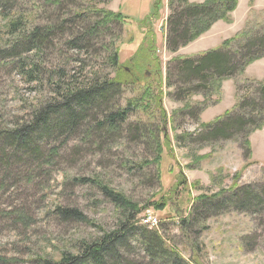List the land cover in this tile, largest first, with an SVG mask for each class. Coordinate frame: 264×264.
I'll return each instance as SVG.
<instances>
[{"label": "rangeland", "instance_id": "obj_1", "mask_svg": "<svg viewBox=\"0 0 264 264\" xmlns=\"http://www.w3.org/2000/svg\"><path fill=\"white\" fill-rule=\"evenodd\" d=\"M153 1L97 3V7L121 11L128 18L123 26L111 23L106 35L95 39L94 45L87 50L66 45L68 31L57 37L40 56L31 51L21 57L0 60V128L20 125L28 119L34 107L53 98L51 82L61 84V78L64 81L68 76H71L70 80H85L96 74L99 78H112L114 72L107 64L108 49L105 50V46L115 34L119 36L116 45L120 67L136 72L130 59L133 60L140 46L150 43L148 40L143 42L137 21L150 11ZM159 1L158 15L148 26L155 52L149 60L144 57L146 66L139 79L122 88L115 100L117 108L131 102V111L119 132L111 135L112 139L108 141L93 138L85 142L81 124L75 134L64 141L57 134L41 140V156L37 161H19L16 165L13 161L10 171H0V264H42L41 259L58 260L62 252L77 254L82 242L100 234L97 227L87 222L63 221L53 212L56 206L78 208L95 226L105 231L117 227L124 211L97 186L76 182L74 177H96L132 202L146 206L136 215V220L146 212L155 215L159 222L171 218L162 222L159 230L168 238L167 242L188 260H197L201 264H264V221H260L264 213L247 214L231 208L209 217L204 223L193 222L187 237L179 231L182 213L173 218L175 208L183 209L182 217H186L192 200L200 195L233 186L257 188L264 185V126L250 132L248 152L242 137L215 142H202L199 138L205 130L203 124L226 112L235 113L238 102L253 92L256 83L264 81V68L258 67L262 63H255L260 59L263 61L264 57L247 65L236 77L223 81L219 91L211 94L193 93L178 99V86L167 84V68L169 63L173 64V58L194 56L220 47L224 40L245 27L250 11L259 20L264 19V0H237L230 23L217 21L194 40L200 43L205 38L210 42L194 45L192 41L172 53L165 48V26L170 7L176 3ZM204 1L188 0L190 3ZM38 2L42 4L44 0ZM57 4V0H50L44 6V18L39 19V24L61 17L65 12L63 2L62 6ZM72 4L74 1L69 0L64 16L70 14ZM93 18H86V21L93 22ZM2 22L0 19V24ZM75 23L79 25V21ZM9 41L12 39L6 38L1 45ZM244 42L232 43L230 49L234 50L237 44ZM21 58L40 69L36 81H32L27 73L29 66L22 67ZM77 59L85 60V70L81 71ZM139 62L143 63L140 58ZM171 78L176 81L174 75ZM237 86L241 89L237 90ZM145 87L150 88L151 96L142 100ZM157 94L159 96L153 97ZM132 125L137 128L135 136L129 132ZM150 132L152 135L158 132L163 144L158 168L153 163L155 145ZM187 134L195 140H184ZM163 135L168 142L164 141ZM55 146L57 155L46 163V157ZM179 175L184 176L186 189L177 185ZM158 199L170 204L164 205L162 210L147 206ZM201 226L205 228L197 234ZM129 244L125 264H149L134 237Z\"/></svg>", "mask_w": 264, "mask_h": 264}, {"label": "trees", "instance_id": "obj_2", "mask_svg": "<svg viewBox=\"0 0 264 264\" xmlns=\"http://www.w3.org/2000/svg\"><path fill=\"white\" fill-rule=\"evenodd\" d=\"M61 1L65 9L61 17L39 24V19L44 18V6L48 5L50 0H44L42 4H39L38 0H0V19L3 21L0 24V60L21 57V54L25 55L31 51H35L40 56L45 48L53 45L57 37L63 36V33L68 31L66 45L77 50H87L94 45L95 39L106 35L111 23L123 26L128 18L121 11L112 12L96 6L99 2L105 4L109 0H73L70 14L64 16L69 0H57V5L62 6ZM174 2L176 4L173 8L170 7L171 13L165 26V48L171 53L194 41L208 31L215 22L230 23L231 13L237 6V0H205L202 3L170 0V3ZM159 4V0H154L150 11L137 21L138 28L142 30L143 42L147 43L148 40L150 43L140 46L133 60L130 59L135 65L136 72L120 67L119 49L116 45L119 36L115 34L110 38L107 47L105 46V50L108 49L107 64L114 72L112 78L106 76L99 78L96 74L85 80H70L71 76H68L64 81L61 78V84L51 82L53 98L34 107L28 119L20 125L16 123L12 127L0 128V171H10L13 161L15 165L19 161H37L41 156V140L57 134L64 141L68 136L75 134L81 124H83L81 128L84 130L85 142L93 138L97 141L98 139L108 141L112 139L111 135L119 132L121 124L131 111V102L126 103L122 108H117L115 100L122 88L139 79V74L146 66L145 58L149 60L155 52L148 26L150 20L157 17ZM89 17H94L93 22L86 21ZM76 21H79V25L75 23ZM262 28H264V19L259 20L256 14L250 11L245 27L232 38L224 40L220 47L208 49L194 56L173 58V64L169 63L167 68V84L178 86V99H184L193 93L204 95L218 92L223 81L236 77L247 65L264 57ZM6 38L12 41L1 45ZM243 40L245 42L237 44L234 50L230 49L232 43ZM21 59L22 67L29 66L27 73L32 81H36L40 69L36 64L30 65L31 62L26 58ZM76 61L81 64V71L86 69V64H83L84 59ZM172 75L176 78L175 82L171 78ZM253 88V92L238 102L235 113L226 112L210 123L203 124L205 130L199 136L200 141L215 142L242 137L248 152L250 132L264 126V81L256 83ZM236 89L240 90L241 87L237 86ZM159 92L161 93V90ZM150 96V88L145 87L142 100ZM157 96L159 94L153 97ZM129 132L135 136L136 126H130ZM151 132L150 136L155 145L153 163L158 168L163 144L159 141L158 132L154 135ZM178 138L182 139V137ZM163 139L168 142L164 135ZM183 139L195 140L189 134ZM57 149L56 146L52 147L49 157L45 159L46 163H50L57 155ZM73 180L97 186L124 211V217L114 230L105 231L95 226L78 208L56 206L53 212L63 221L87 222L97 227L100 234L82 242L78 246L80 251L77 254L62 252L58 260L41 259L42 264H125L128 261L126 251L129 249V241L132 237L141 245L149 264H201L197 260H188L181 256L175 246L167 242L168 238L161 234L160 224L171 218L163 219L157 228H149L143 224L136 225L135 223L140 221V219L136 220V215L146 206L141 207L132 202L122 192L109 188L96 177H74ZM177 185H182L181 189H186L187 182L184 176L179 175ZM167 203L169 202L158 199L148 203L147 206L162 210ZM231 208L247 214L264 213V185L257 188L252 185L233 186L217 193L200 195L192 200L186 217H182L183 209L175 208L173 218L182 213L179 217V231L187 237L193 222L204 223L209 217L220 215ZM260 221H264V218H260ZM204 228L205 226H201L196 233L199 234Z\"/></svg>", "mask_w": 264, "mask_h": 264}, {"label": "built area", "instance_id": "obj_3", "mask_svg": "<svg viewBox=\"0 0 264 264\" xmlns=\"http://www.w3.org/2000/svg\"><path fill=\"white\" fill-rule=\"evenodd\" d=\"M140 223L149 228H157L159 225V219L152 213L147 212L141 217Z\"/></svg>", "mask_w": 264, "mask_h": 264}, {"label": "crops", "instance_id": "obj_4", "mask_svg": "<svg viewBox=\"0 0 264 264\" xmlns=\"http://www.w3.org/2000/svg\"><path fill=\"white\" fill-rule=\"evenodd\" d=\"M199 39H200V38H199ZM201 41H202V42H200V43H197V41H195V42L193 41L192 43H193L194 45H197V44H199V45H200V44H207V42H210V39H207V40H206L205 38H202ZM192 43H191V44H192ZM189 45H190V44H189ZM199 45H198V46H199ZM263 59H264V58H263ZM257 61H258V60H257ZM263 61H264V60H263ZM263 61H262V59H260L258 62L255 61V63H259V62H261L262 64H259L258 67H263V68H264V62H263ZM255 63L253 62V64H255ZM249 66H250V65H249Z\"/></svg>", "mask_w": 264, "mask_h": 264}]
</instances>
